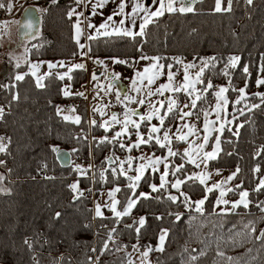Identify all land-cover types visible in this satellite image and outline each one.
<instances>
[{
  "label": "trees",
  "instance_id": "trees-1",
  "mask_svg": "<svg viewBox=\"0 0 264 264\" xmlns=\"http://www.w3.org/2000/svg\"><path fill=\"white\" fill-rule=\"evenodd\" d=\"M242 2L233 0L231 12H215V0H198L192 5L193 12H165L157 17L146 26L144 36H96L87 41L88 57L92 61L106 57L127 60V64H114V68L121 72L120 79L126 84V79L132 76L135 59L142 55L159 57L164 66L171 64L173 68V56L191 59L192 62L200 57L215 56L214 67L205 69L199 89L206 87L209 80L213 85L217 82L229 87L231 84L226 92L229 97L227 109H230L232 100L239 95L233 89L245 87L247 83V103L261 104L260 97L253 94L255 87L262 90V85L257 86L256 80L264 78V72H261L264 65V0H253L251 6ZM29 4L38 12L40 27L35 37L26 40L28 51L25 57L19 60L8 56L1 51L0 44V104L8 105L0 123V134L6 132L7 137H11L8 151L0 153V160L5 161L0 166V174L4 177L0 187L7 189L0 191V264H31V249L26 246L25 237L33 240L32 247L44 251H54L61 243L70 252L72 260L65 256L63 264H87L92 254L88 246L93 243V227L97 231L94 245L99 260L96 264H136L131 247L137 245L144 251L147 246L155 249L161 229L168 230L164 251L149 252L151 264H264V238L255 239L264 229V212L257 207L258 202L264 201V190L254 191L259 178L264 175V152L254 156L264 145V104L251 111L243 107V115L236 112L233 124L219 134L222 151L207 165L211 169H237L239 166L240 172L230 181L235 190L228 191L226 197L235 200L239 191L247 190V199L251 202L248 208L240 205L235 211L221 214L218 205H214L216 190L207 192L206 185L185 179L181 172L178 176L185 179V183L180 186V191H173L165 185L153 192L149 185L151 182L156 184L158 178L154 171L145 170L133 192L128 187L130 181L127 178L134 177L133 174L127 172L124 176H115L109 170L114 160L113 152H123L119 142L109 138L114 127L106 131L97 120L93 119L96 124L91 123L93 120L88 122L85 98L76 94L62 95V80L57 76L45 75L42 80L44 87H37L34 78L27 72L28 59L78 56L79 50L72 36L74 18L67 16L69 8L75 6V0H56V3L52 0H32ZM222 7H227V0H222ZM233 55L241 59L235 68H228L229 74L225 76L227 58ZM245 65H248V74L243 72ZM17 73L27 75L23 80L16 81ZM84 77L85 70L75 68L64 81L78 87ZM13 95H18V99L13 100ZM204 95L206 98L197 101L198 107L193 109L195 113L213 99L211 89ZM69 100L75 102L74 112L80 117V123L65 120L57 111V107ZM165 124H172V121ZM238 125L243 127L238 129L239 135L236 136L233 133ZM102 134L107 135V140L101 137ZM127 140L132 141L130 137ZM179 144L175 141L173 147L176 149ZM140 146L154 152L162 150L153 140ZM53 147L62 148L71 155L69 166L62 167L57 163ZM176 152L180 155L169 157V169L183 155L180 149ZM76 157L86 164L91 163V174L87 169L84 175L79 174L72 165ZM41 163L46 165V177L37 179L35 174ZM256 165L260 166L258 173L253 172ZM186 166L193 167L190 163ZM6 167L8 169L4 171ZM170 176L173 179L176 177ZM73 179L77 181L78 189L90 187L92 192L89 190L86 195L74 200L76 193L69 187ZM112 185L121 189L116 194L121 202L117 205L119 209H123L127 197H138L141 191L148 192L150 198H140L130 214L120 218L108 210H103L104 218L92 217L90 195L93 193L96 197L99 189ZM236 185H241V188H235ZM180 192L190 197L189 203L207 196L201 206L202 211H197L195 204L186 206ZM170 195L177 196V202L171 201L168 198ZM56 212L62 213L59 219L55 218ZM177 213L181 217L179 220L175 218ZM140 216L146 217V223L138 235L136 227L139 224L133 222L138 221ZM157 216L162 219L157 220ZM249 221L255 226L254 232L251 226L245 227ZM84 224L91 227L86 228ZM101 225H107V228ZM111 228H115L116 232L109 241V250L102 254L100 249ZM38 236H44L46 242L39 243L36 240ZM77 246L80 249L76 250ZM201 250L206 254L200 256ZM218 251L224 255H217ZM190 256H197L198 259L190 261ZM228 257L233 259L229 261ZM37 262L48 264V258L39 255Z\"/></svg>",
  "mask_w": 264,
  "mask_h": 264
},
{
  "label": "snow or ice",
  "instance_id": "snow-or-ice-1",
  "mask_svg": "<svg viewBox=\"0 0 264 264\" xmlns=\"http://www.w3.org/2000/svg\"><path fill=\"white\" fill-rule=\"evenodd\" d=\"M176 2H177V0H159V7L155 11H152V12H149V10L146 7H144L143 5H141L140 3L135 4L132 7V13H136V12L141 11V10L144 12V16L141 18V22L139 24V31L138 32L132 31L130 28H126V27H114L113 32H108V31L101 32V29L106 30L110 26V22H112V20H113V15H119L120 13H122L124 11V7H125L124 2H123V0H120L119 12H114L112 15H108L106 20L103 23H101L98 28H96V33H97V35H112L113 33H115L117 35L130 36L133 38H135L136 36H144L145 35V28L149 23L153 22V17L162 16L165 11H167L168 13H172V12H176V11H179L180 13H190V12H193L195 10L194 7L191 5L183 6L182 0H181V6L179 8H177L175 6ZM197 2H198V0H192V4H195ZM52 3H56V0H52ZM75 3L77 6H79L82 3L86 5L87 0H75ZM105 3H107V0H97L96 4L92 6V12L95 13L96 9L98 7L102 8ZM245 3L249 6H251L253 4V0H245ZM232 4H233V0H227V7H222V0H215L214 11L215 12H222V11L223 12H231L232 11ZM6 6L9 9L12 7L10 2H7V3L0 2V8H5ZM44 11H46V9ZM132 13H130L128 15L131 16ZM67 16L69 19H71L73 16H76V23L74 24V27L76 28V33H77L76 39H77V43H78L79 47L81 49H83L85 47V45L79 43V36L82 34V30L80 28V25L82 23H85V22H87L88 28H93L94 25L90 22L89 17L85 16L83 12H78L76 8L70 7L68 12H67ZM81 17H83V20L81 19ZM119 23L121 26H123L125 21L121 20ZM131 23L135 24L136 20L133 18L131 20ZM24 27L29 30L28 32H25L24 35L25 36H31L32 30H33L32 21H30V20L27 21L25 23ZM36 32L38 34V30H36ZM88 39H90V40L95 39V37L92 35H89ZM33 47H36V46L33 45ZM27 51H28V49L26 48L25 52H27ZM89 51H90V49H89ZM81 55H87V53H81ZM111 59H112V62L114 64H127L128 63L127 60H120V59L115 58V57H113ZM140 59L141 60L150 59L152 61H156V63H153L150 66H146L143 69V72H137L136 76H134L132 78V89L137 91V92L140 91V89L136 87V85H137V79L136 78L137 77H139L141 82L145 78H147L148 85H151L155 81V79L161 74L160 69H163L165 67L163 64L158 63V61L160 59L159 57H150L149 58L145 55H142L140 57ZM174 59H176L177 62H180L179 58H174ZM199 59L202 62V67H200L199 71H197L195 73V79L190 78L188 70L195 68L196 65H194V64H185L184 65V83L179 87L171 84V82L173 81L174 74L171 71L172 65L171 64L167 65V68L169 69L168 80L170 83L169 84H161L156 91L160 94H163L164 90H170L173 93H179V92L183 91L187 94V96L189 98V103L185 104L184 107L185 108L190 107L191 109H196L198 107L197 101H200V100L205 98V97H203L202 93H206L209 89H212L214 87L210 80L208 81L207 86L202 88V89H198L197 85L203 83V73H204L205 69H207L209 67H214L213 61H215L217 58L215 56H212V57H200ZM227 59H228V63L225 65V70L223 73L225 76H228V74H229L228 68L229 67L235 68L241 58L239 56L233 55V56H229ZM262 59H264V56H262ZM95 63L103 64L104 61L97 59L95 61ZM16 66L19 67V63H17ZM64 66H65V64L63 61H59L56 64H53L52 62H48L49 69L56 68V67H64ZM38 67H39L38 64H31V69H33L32 75L36 76L35 69H37ZM83 67H84L83 64H73L72 67L68 68L67 72H65L63 75H59L58 78L63 80L65 76L69 75V73L72 71L73 68L82 69ZM150 70H151V74L149 75ZM243 72L245 74H248V72H249L248 65L244 66ZM261 72H264V65L261 66ZM25 75H27V73H25L23 75L17 73L15 75V80L21 81L24 79ZM46 75H48V74H46ZM106 75H110V77H111L109 80V83L107 85V89H106V91H110L115 86V83L119 81L120 74L119 73H110V74L106 73ZM43 78H44L43 76H37V81H36L37 87H44V85L41 83ZM69 78H71V77H69ZM95 79H96V75H95V73H93V80H95ZM256 84H257V86L264 85V78H258L256 80ZM231 87H232L231 84H229V87L220 86L218 91H215V93H214L216 100H217L216 106L213 109L216 112V117H217L216 121H209L208 120V115H209L208 111L201 109V111H203V115H204V129L203 130L205 132V135L203 136V143L199 144L197 146V149H196V157L199 158L200 163H197L196 158H194V156L190 154L189 149H185L184 153H183V157H187L188 162L195 164V166L197 168H200L201 164H203L204 167L206 168L208 165V162L216 159L217 154L220 151H222V149L220 147L221 142H222L221 137L219 135H217V136H215V144L212 145V150L211 151H203V154L200 155V151L203 150L205 148V146L209 143V135L208 134L212 131L222 133L225 130L226 125L232 122V121L226 119L227 113L225 110V106L228 104V99L224 95L226 92L229 91V89ZM246 88H247V83L245 84V87H241L239 89H233V90L238 91V93H239L238 99L235 101L236 104H239L241 101L247 99ZM64 95L65 96L69 95V92L67 90H64ZM77 95H83V93H77ZM116 95H117L118 101H120L121 96H123V99L130 102V103L133 101H135L137 104H141V105L145 103V100L143 98L133 97L126 92L122 93L119 89L116 90ZM147 95L149 97H151L152 95H154V93L152 92L151 89H149ZM253 95L260 97L261 104L246 105V108L248 111H251L252 109L260 108L261 105L264 104V93H254ZM12 99L13 100L18 99V95H13ZM161 104H163V102H161ZM177 107H178L177 101L169 98L168 104H167V112L160 114L159 109H156L153 107L152 111L149 114L141 115L140 120L141 121L151 120L152 117L155 116L157 119H159L160 125L163 126L164 118L168 115V113L172 112ZM57 111L59 113L60 109L58 108ZM93 111H99V109L94 108ZM179 111H180V119L182 121L185 120V118L191 117L195 114L193 111H184L183 109H180ZM237 111H239L241 115H243V113H244V109H237ZM4 114H5V108H4V106L0 105V119H3ZM222 114L225 117V119L223 120V122L220 123L219 128H215L214 125L218 121L221 120ZM135 115H138V113L136 112L135 109L130 110V112L126 111L124 114V120H123V122H121L120 120L117 119V116L115 113L112 114V116H111L112 122H115L117 124H120V123L123 124V127L121 128V130L116 132L115 137H113L114 141L116 140V138L121 137L122 135L128 134L129 133V125H131L133 128H135L137 130L136 131L137 140L135 142H133L132 144L127 145V148L129 151H131L132 148L139 147L142 144H147L149 142V140L154 139L156 144H158L161 148L168 147V157H174V156L180 155L179 152L173 151L172 148L169 146L171 144V138L167 132L164 133L163 143L161 142V139L158 136L154 135V134L159 133L161 131L160 127H157L155 125L151 126L148 130L149 136L147 139H145L139 132L140 123L131 119V117L135 116ZM197 118L199 119V116H197ZM64 119L68 120V119H70V117L65 116ZM233 119H235V116H233ZM75 122L80 123V117L79 116L75 117ZM91 123L96 124V121L93 120V121H91ZM210 124L213 127H210ZM107 125H108V122L106 121L104 124L100 125V127L105 128V130L107 131ZM184 127L188 129V134H193L195 131H197L196 126L189 124V123H185ZM240 127H243V125H238L237 131L234 132L233 135H236V136L239 135L238 129ZM179 131H180V129L177 128L178 133H179ZM176 138L180 141H184V140H186L187 136L186 135H178ZM5 140H7V143H5ZM104 140H107V137H105ZM10 143H11V137L6 138L4 136H0V153H6L8 151V146ZM120 147L125 148L126 145L124 143H121ZM52 150L54 152H56L58 155L60 154V150L58 148L53 147ZM261 152H264V145H262L260 147V149L254 153V156H259L261 154ZM229 155H232V153H229ZM163 159L166 160L167 158H163ZM128 160H129L128 167L131 168L132 167V164H131L132 158L129 157ZM161 160H162L161 157H156L154 160H152L150 158L149 163H151L154 167L155 164L161 163ZM4 164H5V161L0 160V165H4ZM45 167H46V165H45ZM144 167H147V165H141L139 168H136V172L140 173L141 169ZM164 167H165V171L160 176L161 182H160L159 188L157 187L156 184H151L150 185L151 190L153 192H156L159 189L164 188L165 185L168 183H170L171 188L179 190L180 186L185 183V179L177 178V179H175L174 182H169L166 178L169 174H171L172 176H176V174L178 172H183L184 171V165L183 164L177 165L174 168L169 169L168 164L165 163ZM77 169L79 170V166H77ZM113 171H115V169H113ZM259 171H260V166L256 165V167L253 169V172L258 173ZM239 172H240V168H239V166H237L236 171L232 172L226 178L225 181H221L219 183H216V184L212 185L211 187H206V191L211 192L214 188H221L222 184H225V183H227V181H232L234 178H236ZM121 174H125L123 166H121ZM101 176L103 178V173H101ZM127 178L129 181L133 182V183H130L128 185V187L130 189H132L133 192H135V187H136L135 182L140 181L141 176L138 174L134 177L128 176ZM3 179H4L3 175L0 174V182H2ZM186 179L187 180H199V182L201 184H205L208 177L204 174L193 173V174L188 175L186 177ZM69 187L73 190L74 193H76V195L73 196L74 200L83 196V192H80L78 190V185L76 183L71 184ZM235 188L239 189V188H241V185H236ZM234 190L235 189H232V188L228 189V191H234ZM262 190H264V178H259V183L256 185V188L254 189V191L260 192ZM0 191H7V189L0 187ZM120 191H121V189L118 187L111 189L108 193V196L111 199V204H105L104 205V207L110 208V210L112 211L113 215L116 218H120L122 216L129 215L131 209L137 204V202L140 198H144V199L150 198L149 193H140L138 197L135 195H133L131 197H127L126 198V204L123 207V210L118 211L117 205L120 204L121 202L119 200L114 199V194L117 192H120ZM180 195H182L184 197V201L186 203V206L191 207L192 204H195L197 211H202L201 206L204 204V200L207 199V196H205L204 199H201L198 201H193V202L189 203L190 197L186 193L180 192ZM224 196H225V192L221 191L220 197L216 201L217 205H228L230 203L227 199H224ZM239 196H240L239 200L231 202V208H221V210H220L221 214H227L228 212L235 211V209L240 205H243V207L248 208L249 204L251 203L247 199L249 196V192L247 190H242L239 192ZM168 198L173 202H177V200H178V197L173 196V195H170ZM257 207L260 208L261 212H264V201L258 202ZM61 216H62L61 212L55 213V218L59 219ZM94 218H104L103 212L101 211V205L99 203H97L95 205V216H94ZM175 218H176V220H179L181 218L180 214H178V213L175 214ZM156 219L160 220V219H162V217L157 216ZM136 223L139 224V227H136V232L139 235L141 228L146 223V217L140 216L138 221L133 222V224H136ZM250 226L252 228V231L254 232L256 229H255V226H254L252 221H249V224L245 225V227H250ZM85 227L86 228L91 227V225H85ZM101 227L107 228V225H101ZM126 227L132 228L133 225H126ZM115 232H116L115 228H111L108 230V232H107L108 238L106 240H104L103 247L100 249V252L102 254L109 250V241L113 239V235ZM167 235H168V230L167 229H161L160 235H159V244L156 246V248L153 249L151 246H147L146 250L141 253V256L143 257L144 260H147L149 252H151L153 250L161 251V252L164 251L163 244H164V241H165ZM262 238H264V229H261L260 235L255 237V239H257V240H261ZM25 244H27L29 248L32 247V244L28 240H25ZM132 247L134 249L138 250L137 245H133ZM91 250L93 252H95L96 248H92ZM116 251H120V249H116ZM205 254L206 253L203 250H201L199 252L200 256H203ZM217 255L222 257L224 255V253L218 251ZM62 259H63V257L58 258V264H59V261H62ZM197 259H198L197 256H190L189 257L190 261H196ZM232 259H233L232 257H228L229 261H231ZM98 260H99V257H97V261ZM89 262L91 264V257H89ZM37 264H38V262H37ZM129 264H130V262H129Z\"/></svg>",
  "mask_w": 264,
  "mask_h": 264
},
{
  "label": "rangeland",
  "instance_id": "rangeland-1",
  "mask_svg": "<svg viewBox=\"0 0 264 264\" xmlns=\"http://www.w3.org/2000/svg\"><path fill=\"white\" fill-rule=\"evenodd\" d=\"M6 1L10 2L11 5H12V7L10 9L7 6L5 7V13L9 16V15H11L9 13L13 10V7L20 6L21 2H22L23 5H24V6H22V10H23L26 7V5H30L29 2L32 1V0H23V1L6 0ZM17 1L20 2V4ZM7 15H6V17H7ZM20 15H21V12H20V14L18 15L17 18H13L12 20H5V19L4 20H0V37H1L0 38V44L2 43V48H1L2 52L4 51L5 53H7L8 56H10V57H12L14 59L16 58V59L22 60L25 57L24 54L27 53V52H25L26 40L19 41V39L16 37V34H15L16 33V28H17V26H16L17 25V20H18ZM14 44L18 45L20 51L19 50L15 51L14 54H12L11 51H12V47H13ZM22 56H24V57H22ZM146 56L149 57V58L150 57H154V56H151V55H146ZM174 58H179L180 62H177V60L174 59ZM172 59H173V63H174V68L172 67L171 71L174 74V76H173V81L171 82V84H173V85H175L177 87L181 86L184 83V65L185 64H194V65H196L195 68H192V69L188 70L189 71V76H190L191 79H195V73L197 71H199L200 67H202V62H201L200 59H198L196 62H192L191 59H187V58L184 59V58L177 57V56H173ZM28 60H33V59H28ZM89 60L90 59H88V61ZM33 61H35V60H33ZM102 61H104V63L101 64L102 67H104L105 69H110L112 71V73H119L121 75V72H119L118 69L114 68V63L112 62L111 57L110 58L106 57V59H103ZM153 63H156V61H152L150 59L141 60L140 58H138L137 62L133 65L132 76H129V77H131V79L127 83V87L128 88H127L126 93H128L129 95H131L133 97L143 98L145 100V103L141 105V104H137L135 101L130 103V102L124 100L125 109H126V111H129V112L132 109H135V110L139 111L138 115L132 116L131 119H133V120L137 121L138 123H140L139 132L145 139H147L148 136H149V131L148 130H149V128L151 126L155 125L157 127H160L161 131L159 133L154 134V135L158 136L161 139L162 143H163L164 133L167 132L169 134L170 138H171V144L169 146L172 148L173 151H176L177 149H180V151H182V154H183L185 149H189L190 154L193 155L194 158H196L197 163H200L199 158L196 157V149H197V146L199 144L203 143V136L205 135V132L203 130L204 129V115H203V111H201V109L208 111V113H209L208 120L209 121H216L217 120L216 112L213 109L216 106L217 100H216V97H215L214 93H215V91H218L220 86H223V87H226V86L223 85V84H217V82H216L213 85L214 87L211 89V96L213 97V99H211L210 102L206 103V105L202 106L200 108V110H199L200 112H196L195 113V111L193 109H191L190 107L189 108H185L184 107L185 104L189 103V98H188V96H187V94L185 92L182 91V92H179V93H173L170 90H164L163 94H160V93H158L156 91L161 84H169L170 83L169 80H168V71H169V69L167 68V65H169V64L165 65V67L163 69H160L161 74L155 79V81L151 85H148L147 78H145L141 82L139 77H137L136 78L137 79L136 87L139 88L140 91L137 92V91L132 89V78L134 76H136V73L137 72H143V69L146 66H150ZM158 63L162 64L159 61H158ZM36 64L39 65V67L37 69H35V71H36V76L35 77L37 78V76H39V74L41 73V70L42 71L45 70L46 67H45V65L42 62L41 63H36ZM105 72H107V70H105ZM150 74H151V70L149 72V75ZM128 78L126 79V81H128ZM98 79H99V81H98L99 86L103 87V88H99L98 87L99 90L104 92V93H106L105 96H107L109 93L107 94L106 89H107V85H108V79L110 80V77H107V75H105V77L104 76H98ZM36 81H37V79H36ZM69 85H72V84L69 83ZM80 86L81 85H79L78 87H80ZM75 88H77V87H75ZM83 88H84V85H83ZM197 88L199 89V84L197 85ZM149 89H151L152 92L154 93V95H152L151 97H149L147 95ZM254 93H264V85H262V90L261 91L258 90L255 87ZM115 94H116V92H115ZM202 95H203V93H202ZM224 95L227 97L226 93ZM105 96H104V98H102V101L99 100L100 102L98 100H96L97 102H99V106L96 107V108L99 109V111H96V112L101 115L99 117L100 118V122H99L97 116L95 117V116L92 115V113H88L87 104H86V115H87L88 122H90L89 120L95 119V120L98 121L99 125H102V124H104L107 121L108 122L107 129H109V127H112L111 126L112 124H116V123L111 121L112 113H106V112L102 111L103 105H101L100 103L104 104L105 107L107 109H109L108 106L106 105L107 101H106ZM238 96L235 97L234 100H232V105H231L230 109H227V105L225 106V110H226V113H227V116H226L227 120L232 121L233 120V116H235V117L237 116L236 112H239V111H237V109H242L243 107L246 108V105H250V104L247 103L246 100H243L239 104H236L235 101L238 99ZM203 97H205V95ZM169 98H171L173 100H176L178 107L176 109H174L172 112L168 113V115L164 118L163 126L160 125L159 119H157L155 116H153L151 120H145V121H141L140 120V116L149 114L152 111L153 107L156 108V109H159L160 114H163V113L167 112V104H168ZM228 98L229 97H227V99ZM161 102H163V104H161ZM59 107H62V106L60 105ZM59 107H57V109ZM73 108H75V106H73ZM180 109H183L184 111H193L195 114L193 116H191V117L185 118V120L182 121L180 119V111H179ZM61 115L64 116V117L68 116V117H70L71 120H74V121H75V117H77L72 109L69 110V111H62L61 110ZM197 116H199V119L197 118ZM90 117H91V119H90ZM119 117L120 116L118 115L117 119L120 120L121 122H123L124 114H122L121 118H119ZM224 119H225V117L222 114L221 120L218 121L214 125V127L215 128H219L220 123L223 122ZM169 120L172 121V124L166 125L165 123L168 122ZM185 123H189V124L195 125L197 131H195L193 134H188V129L184 127ZM230 124H233V123L231 122V123L227 124L226 127H229ZM119 125L122 126L123 124L120 123ZM210 127H213V126L210 124ZM132 128L133 127L131 125H129V133L121 136V139L126 137L125 140H119L118 138L116 139L119 142V144L124 143L126 145V147L122 148V151H123L122 153H119L118 151H116L115 154H114V152H113L112 156H113V159H115V160L112 162L111 168H109V170L115 176L119 175V174L124 176V175L127 174V172L133 174L134 176H136L138 174L141 176L144 173L145 170L154 171L156 176H157V178H158L156 185L159 188V185H160V182H161L160 181V176L165 171V167H164L165 163L168 164V167L170 166V164H169L170 161H169V157H168V147L162 148L161 152H154V150H151V149L147 150V149H145V148H143L141 146L132 148L131 151H129L128 148H127V145H130V140H127V139L130 137L133 142H135L137 140V136H136V131L137 130L135 128H133V129H135V131H133ZM177 128L180 129L179 133L177 132ZM112 132H113V130L111 131V134H110L109 138L110 137L113 138L112 137ZM133 133L135 134V136H134ZM219 134H220V132H216V131H212V132H210L208 134L209 135V143L205 146V148L203 150L200 151V155L203 154V151H211L212 150V145L215 144V136H217ZM178 135H186L187 138L184 141H180V140H178L176 138ZM101 137L105 138V137H107V135H103L102 134ZM153 141H154V143H156L154 139H153ZM175 141H179L180 142L179 146H177L176 149L173 147V143H175ZM156 145H158V144H156ZM129 157L132 158V160H131L132 167L131 168L128 167V164H129L128 158ZM156 157H161L162 160H161V163L155 164L154 167H153V165L151 163H149V159L151 158L152 160H154ZM182 157H183V155H182ZM182 157H180L178 162L176 161V163H174V164H175V166L181 165V164L184 165V171L181 172V173H183V176H185V179H186V177L188 175L193 174V173L204 174V175H206L208 177V179L206 180L205 184H202V185H206V187H211L212 185H214L216 183H219L221 181H225L226 178L232 172L236 171V169L233 168V167H231L229 169H222V168L211 169V168H208V166H207L205 168L203 164H201L200 168H197L195 166V164L188 162L187 157H183V158ZM76 158H78V157H76ZM76 158H75V160H76ZM89 158H91L90 155H89ZM163 158H167V159L165 160ZM187 163L192 164L193 167L192 168L191 167L190 168L187 167L186 166ZM72 165L74 167H76V168H77V166H79V170L78 169L77 170L79 171V174H81V175H84L83 172H84L85 169L89 170L90 174L92 173V169L93 168L91 167V163H89V164L87 163L86 164L85 162L82 161L80 164H76V161H75ZM141 165H147V167L142 168L141 172L137 173L136 172V168H139ZM121 166H123L125 174H121ZM113 169H115V171H113ZM178 175H179V173L176 174V177L172 176V177H175L174 179L171 178V176L169 177V175H168L166 179L169 182H174L175 179L180 178ZM261 178H264V175ZM197 181L199 182V180H197ZM73 183L77 184V181H75L73 179L71 184H73ZM130 183H133V182L130 181ZM258 183H259V181H258ZM135 184H136V182H135ZM151 184H155V183L151 182ZM150 185H149V189H151ZM166 185H168V188H170L173 191H180V190L171 188L170 183H168ZM117 187L118 186H116V185H112V187H110V188H101V189H99V191L97 193L98 195H96V197L94 196L93 193H92V195H90L91 196L90 202H91V206L93 207L92 211L94 213V216H95V205L97 203H99L101 205V211L102 212H103L104 209H106L109 212H111V214L113 215V213L110 210V208L109 207H104V205L105 204H111V199L109 198L108 193H109V191L111 189H114V188H117ZM229 188H232V187L230 186V181H227V183L222 184L221 188H214L213 189V190H216L215 191L216 195H215V199H214V202H215L214 205L215 206H217L216 201L220 197V192L221 191L225 192L224 199H227L230 202L228 205H218V207L220 209L221 208H231V202L240 199V196H239V192L240 191L237 193V198L235 200H234V198H231V197L227 198L226 197V193L228 192ZM141 193H146V192H142L141 191ZM116 194L117 193L114 194V199L117 200ZM182 199L184 201V197L183 196H182ZM118 207L119 206H117V210L118 211H122L123 210V209H119ZM102 208H104V209H102ZM96 234H97V231H96ZM76 250H78V246L76 247ZM130 252H131L132 258H134L133 260L135 261L136 264H151L150 260H149V257H147V260H144L143 257L141 256V253L144 252V250L142 252H140V253H137V250L134 249L133 247H131Z\"/></svg>",
  "mask_w": 264,
  "mask_h": 264
},
{
  "label": "crops",
  "instance_id": "crops-1",
  "mask_svg": "<svg viewBox=\"0 0 264 264\" xmlns=\"http://www.w3.org/2000/svg\"><path fill=\"white\" fill-rule=\"evenodd\" d=\"M96 2H97V0H87L86 5L82 3L79 6H77L75 3V6L73 7V8H76L78 12H83L85 16L89 17L90 22L94 25L93 28H88L87 22L82 23L80 25V28L82 30V34L79 36V43L85 45V47L83 49H81L77 43V39H76L77 33H76V28L74 27V24L76 23V16H73L74 22H73V26H72V36L74 37L73 40L75 41V43L77 45V49L79 50L78 56L76 58H67V59L54 58L51 60H46V59L35 60V61L28 60L27 72H29L32 75L33 70L31 69V64H36V63L42 62L46 67L45 68L46 71L41 70V73L39 74V76L44 77L46 74H48V75L51 74V75L59 77V75H63L65 72H67L68 68L72 67L73 64H83L84 65L83 69L85 70V77H84V81L82 82L83 84L81 83L80 87L75 88L72 85H69V83H66L64 81V79L68 78L69 75L65 76L61 82V90H62L61 93H62V95H64V90H67L69 92V94H76L77 95V93H83V95H80V96H83L85 98V101L87 102L86 104H87L88 113H92V115L95 117L97 116L98 120L100 122L99 117L101 115L99 113H97L96 111H93V109L99 106V102H100L99 100L102 101V98H104L106 93L99 90V88H103V87L99 86V84H98V81H99L98 76H104L105 77L107 72L112 73V71L110 69H105L104 67H102L101 64L95 63L94 60L91 61V59L88 57V54L87 55H81V53H87V51H88L87 50V41L89 40L88 39L89 35H92L94 37L105 36V35H97L96 28H98L99 25L106 20L108 15H112L114 12H119L120 0H107V3H105L102 8L98 7L96 9V12L93 13L92 12V6L95 5ZM123 2L125 5L124 11L122 13H120L119 15H113V20H112V22H110V26L106 30L101 29V32H104V31L113 32L114 27H126V28H130L132 31L138 32L139 31V24L141 22V18L144 16V12L141 10V11H138L136 13H132V7L135 4L140 3L141 5L146 7L149 10V12L155 11L159 7V0H123ZM18 3L20 4V2H18ZM182 3H183V6H189V5L192 6L193 5L192 0H182ZM22 6H24V5L21 2L20 6L13 7V10L9 13L11 15H9V16L7 15V17H6L7 20H12L13 18H17L18 15L20 14L21 10H22ZM175 6L177 8H179L181 6V0H177ZM165 12H167V11H165ZM177 12H179V11H177ZM130 13H132L131 16L128 15ZM133 18L136 20L135 24L131 23V20ZM156 18L157 17H153V20ZM81 19L83 20V17H81ZM121 20L125 21L123 26H121L119 23ZM112 35H117V34L113 33ZM18 50H19L18 45L14 44L12 47L11 53L14 54V52L18 51ZM22 57H24V56H22ZM108 58H110V57H108ZM138 58H140V57H138ZM138 58H136V60H135L136 62H137ZM88 59H90V60L88 61ZM103 59H106V58H100L99 60L102 61ZM59 61H63L65 66L49 69L48 62H52L53 64H56ZM73 69H75V68H73ZM105 70H107V72H105ZM93 73H95V75H96L95 80H93ZM32 77L34 78V82L37 85V82H36L37 78L34 75H32ZM130 79H131V77L128 78V81L126 82V87H127V83L129 82ZM41 83H42V81H41ZM108 83H109V79H108ZM83 85H84V88H83ZM108 93L115 94V88L113 87L112 90L107 91V94ZM96 100H98L99 102H97ZM100 104L103 105L102 111H104L106 113H112V114L114 113L112 109H107L104 104H102V103H100ZM61 108L62 107H59V109H60L59 113L60 114H61V110L62 111H69L72 109L74 111L73 107L69 108V110H63ZM75 115L77 116L76 113H75ZM121 117L122 116H120L119 118H121ZM111 126L114 127L113 132H112V137H115L116 132L120 131L121 128L123 127V125L121 126L117 123L112 124ZM133 131H135V129H133ZM134 136H135V134H134ZM118 139L119 140H125L126 137H124L123 139H121V137H118ZM132 142L133 141H131L130 144H132ZM102 209H104V208H102ZM104 210H106V209H104ZM93 216H94V213H93Z\"/></svg>",
  "mask_w": 264,
  "mask_h": 264
},
{
  "label": "built area",
  "instance_id": "built-area-1",
  "mask_svg": "<svg viewBox=\"0 0 264 264\" xmlns=\"http://www.w3.org/2000/svg\"><path fill=\"white\" fill-rule=\"evenodd\" d=\"M243 4H245V1L243 0L242 2ZM6 13H5V8H0V20H7L6 19ZM106 98V105L108 106L109 109H112L113 112L115 114H118L119 116H122V114H125L126 112V109H125V103H124V99H123V96H121L120 98V101L117 100V95L116 94H113V93H109L107 96H105ZM2 106H4L5 108V113L7 111V104L3 103V104H0ZM75 106V102L73 100H69L67 102H65V104L62 105V109L63 110H68L69 108ZM4 120V117L3 119H0V123H2ZM0 136H4L7 138V133L4 132V134H0ZM7 142V140H5V143ZM76 164H80L82 162V160L80 158H76ZM8 167L4 168V171H7ZM36 177L37 179H43L46 177V174H45V166L43 163H41L37 170H36ZM80 192H83V196L86 195L87 191H91L92 192V189L90 187H85V188H80L78 189ZM92 217L93 216V213H92ZM85 225V224H84ZM119 226H122L121 224ZM92 232L94 233L93 234V243L90 244L88 246V251L91 252V264H96L97 262V255H96V251L93 252L91 249L92 248H95L96 246L94 245V237H95V234H96V229L95 227L92 228ZM25 240H28L31 244L33 242V240L30 238V237H25L24 239V242ZM36 240L41 243V244H44L46 242V239L44 236H38L36 238ZM26 246L28 247V245L26 244ZM29 248V247H28ZM57 249H55L54 251L51 250V251H44V250H40V248H37V247H31L29 249H31V256H30V262L31 264H36L37 261H38V256H43L45 258H48V264H58V258L60 257H67L69 260H71V255L68 251H66L65 248L62 247L61 243H58V246L56 247ZM78 249H80L78 247ZM144 250L143 247H140L138 248L137 252L140 253ZM72 261V260H71ZM59 264H63L62 261H59ZM75 264H80V263H75ZM87 264H90V262L88 261Z\"/></svg>",
  "mask_w": 264,
  "mask_h": 264
},
{
  "label": "water",
  "instance_id": "water-1",
  "mask_svg": "<svg viewBox=\"0 0 264 264\" xmlns=\"http://www.w3.org/2000/svg\"><path fill=\"white\" fill-rule=\"evenodd\" d=\"M32 21L33 23V30H32V34L31 36H25L24 33L28 32L29 30L26 29L24 27L25 23L27 21ZM17 28H16V36L19 39V41H23V40H27L30 39L31 37H35L37 32L36 30H38V28L40 27L39 25V17H38V12L32 8L31 6H26L22 11H21V15L19 16L18 20H17ZM108 74H110L109 72H107ZM107 77H110V75H107ZM111 78V77H110ZM115 92L117 89H119L122 93L126 92V85L125 83L119 79L118 82L115 83ZM137 113H139L138 110H136ZM60 150V154L58 155L56 152L54 154L55 160L57 161V163H59V165H61L62 167H67L70 164V157L71 155L65 151L62 150V148H58Z\"/></svg>",
  "mask_w": 264,
  "mask_h": 264
},
{
  "label": "bare ground",
  "instance_id": "bare-ground-1",
  "mask_svg": "<svg viewBox=\"0 0 264 264\" xmlns=\"http://www.w3.org/2000/svg\"><path fill=\"white\" fill-rule=\"evenodd\" d=\"M47 171V170H46Z\"/></svg>",
  "mask_w": 264,
  "mask_h": 264
}]
</instances>
